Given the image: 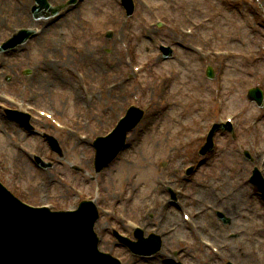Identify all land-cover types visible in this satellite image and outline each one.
<instances>
[{"label":"rangeland","instance_id":"obj_1","mask_svg":"<svg viewBox=\"0 0 264 264\" xmlns=\"http://www.w3.org/2000/svg\"><path fill=\"white\" fill-rule=\"evenodd\" d=\"M135 2L138 13L128 19L131 30H127L117 24L119 18H124L118 0H86L81 12L61 20L53 30L49 29L45 34L44 41H35L32 50L23 47L24 52H19L23 55L20 62L8 63L17 64L16 67L23 68L26 64L25 61H29L27 65L35 68L36 76L34 78L33 76L21 78L17 73L13 76L12 83L7 85L4 75L10 72V69L6 67L4 72H0V91H5L12 96L23 95L24 91L28 93L30 89L45 92L47 100L39 102L38 106L45 110H53L67 119L80 113L77 110L79 104L75 100L78 93L76 80L74 76L67 73L66 67L80 66L86 71L90 82L97 85L100 82L108 84L116 76L121 77L127 73H133L131 64L144 66V70L134 76V81L120 87L109 97L103 95L100 100L95 102L98 111L100 108L111 109L115 105L122 107L127 102H134L149 111L136 129L129 133L131 134V146L125 151L124 158L136 162L134 168L130 167L129 171L124 172L123 168L127 166L116 160L108 169L94 177L93 172L90 173L91 168L94 169L92 152L86 146H81L75 157L76 159L86 157L87 161L82 165L87 172L81 174L68 168H53V166L48 171H40L35 169L31 161L22 156L16 147L18 143L24 142L31 150L40 147L47 151L42 141L32 134L28 135V139L26 134H22L20 138L17 134H13L11 138L6 131L11 132L12 129L1 128L8 122L5 125L0 123V169L4 181L8 185L11 184L12 178L16 179L24 187L25 197L29 201L43 202V200L46 201L50 197H54L57 204L70 206L73 199L66 189L68 180L63 184L57 178L62 176L73 180L88 193L95 189V182H101V179L104 181L102 186L104 193L109 195L113 191L121 192L124 187L131 188L129 177L137 176L143 172L142 166L145 161L154 173L150 184L143 182L142 193L146 194L154 187V179L164 173L163 169L160 171L152 169L155 159L162 158L169 152L174 153L180 159L181 156L175 150L182 149V141L202 134L210 121L224 120L225 114L230 115L233 121L232 127L236 130L238 139L234 141L228 134L220 132L215 136L216 152L208 155L205 160L188 159L190 163L196 162L195 164L200 168L197 182L191 185L189 191L195 197H201V192H207L208 195H203V197L212 203L216 196L223 195L227 191L237 190L239 181L252 171V165H248L249 163L241 155L242 148H247L256 154V149L249 144L255 141L258 143L256 144L257 148L262 151V155L264 154V110H258L246 99L247 90L250 88H261L264 91V13H261L258 0H239L237 6H224L219 0H135ZM0 3L4 2L0 0ZM24 3L26 5L25 0ZM139 5L142 6V10ZM145 6H160L161 8L159 11L151 13L146 11ZM170 6H176V12L172 14L176 17L187 14L194 21L212 17L213 22H217L218 25L222 23V31H219L218 34L215 31L212 32L208 28L210 26L204 30L206 39L209 41H203V43L212 45L214 50L230 51V59L224 61L227 66L226 70L223 65L219 72L218 63L216 64L210 61V58L201 56L204 54L194 51L192 46L198 45L187 43L189 40L185 39V35L181 33V29H190V26H186L180 21H174V24L175 30L180 32L181 36L174 30H145V28H150L156 17L159 19H162V16L169 18ZM112 27L118 28L113 37L94 36V30ZM119 35H121V40H119ZM85 39L91 40L89 45L84 44ZM128 41L133 45L126 44ZM157 41L172 47L174 56L172 55L171 61L164 63L163 60L156 58ZM64 43H70L79 48L78 52H70L76 55L75 60L66 56ZM50 45H54L56 50L51 49ZM127 53L130 54L128 58H126ZM44 57L63 58L65 63L60 68H48L42 65ZM208 68L214 74L213 80L205 77ZM163 75H169L175 83L174 89L170 92L175 106L165 114L160 113L159 102L160 91L165 88V84L160 87L158 85L159 78ZM55 77H58L60 82L56 81ZM221 83L224 84L223 88H226L224 93L226 102L219 110L216 107L213 115L208 117L205 110L207 98L211 96V90L217 88ZM123 92H126L125 99H121ZM78 97L81 98L80 95ZM149 105L151 110H149ZM81 111L84 112V109L81 108ZM119 113L112 116L111 122ZM219 113L224 114L218 116ZM2 118L4 115L0 113V120H3ZM111 122L105 125L104 129H107ZM249 122L258 126L257 132L254 133L253 130L247 128ZM138 139H142V142L139 143ZM149 141L157 147H154L153 151L145 150ZM243 163L247 165L245 170L241 169ZM92 177L95 178L94 181L90 180ZM137 181L139 180L137 179ZM238 190L237 194L240 192L245 194L248 202L244 205L248 208V212L241 209V206H234L230 214L224 206L220 207L227 215L238 216L236 227L246 226L245 228L250 230L261 225L264 228V202L258 196L255 188L247 186ZM237 194L233 199L237 197ZM43 195L45 197H42ZM120 207L123 208V206ZM250 216L251 220H249ZM208 220L217 224L214 231L212 226L210 228L216 237L220 234L222 239L224 234L230 231V228L223 227L210 214L205 215V221ZM178 222L181 223L180 219ZM169 224L172 225V222L165 225ZM206 226L208 225L204 227ZM218 241L221 240L218 239ZM257 245L261 251L262 262L264 260V233L259 237ZM235 257L248 262V264H255L252 255L250 256L252 258L245 260L236 251Z\"/></svg>","mask_w":264,"mask_h":264},{"label":"bare ground","instance_id":"obj_2","mask_svg":"<svg viewBox=\"0 0 264 264\" xmlns=\"http://www.w3.org/2000/svg\"><path fill=\"white\" fill-rule=\"evenodd\" d=\"M26 1V6L30 3V1L29 0H25ZM221 26H222V23H219V25H218V23L217 22H213L212 24H211V26L210 27H208V28H210V30L212 31V32H216V34H218V32L219 31H222V28H221ZM119 40H121V35H119ZM55 80L56 81H59L60 82V79L58 78V77H55ZM119 89V88H118ZM112 93V92H111ZM110 93V94H111ZM125 94H126V92H123V94H122V98H125ZM75 100L78 102V103H80L81 101H80V99L77 97V96H75ZM171 108V106L168 108V109H170ZM119 110V108H115V111H118ZM154 147L155 148H157L156 146H155V144H151V141H149V146L148 147H146V149L145 150H150V151H153V149H154ZM246 166V164H243L242 165V167L244 168ZM142 168H143V172H141V175H142V177L143 178H145V180H146V182L148 183V176L150 175V176H152L153 175V173L148 169V163H147V161H145L144 163H143V166H142ZM123 170H124V172L125 171H129L130 169L128 168H123ZM205 193V195H207L208 193L207 192H204ZM138 198H140V196L138 197ZM248 201L246 200V198H245V194L244 193H239L238 194V196L234 199V200H232V202L230 203H228V202H226L225 203V206H226V208H227V210H231L232 209V204H234V206L235 205H237V206H240V205H242V207L245 209V210H247L248 211V208H246V206L244 205L245 203H247ZM260 207H262V206H260ZM173 221L174 222H176V220L175 219H173ZM234 221H235V219H234ZM203 223H204V221H203ZM177 226H178V232L179 233H181V234H184V233H182V229L183 228H185V226L184 225H180V224H176ZM215 224H213L212 223V226H214Z\"/></svg>","mask_w":264,"mask_h":264},{"label":"water","instance_id":"obj_3","mask_svg":"<svg viewBox=\"0 0 264 264\" xmlns=\"http://www.w3.org/2000/svg\"><path fill=\"white\" fill-rule=\"evenodd\" d=\"M51 17V14L50 13H46V14H44L43 16H42V19L43 20H47L48 18H50Z\"/></svg>","mask_w":264,"mask_h":264}]
</instances>
